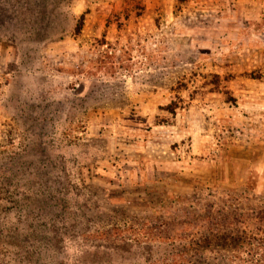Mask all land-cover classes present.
Segmentation results:
<instances>
[{
    "label": "rangeland",
    "instance_id": "obj_1",
    "mask_svg": "<svg viewBox=\"0 0 264 264\" xmlns=\"http://www.w3.org/2000/svg\"><path fill=\"white\" fill-rule=\"evenodd\" d=\"M210 204L264 205V0H0V264H156L113 238Z\"/></svg>",
    "mask_w": 264,
    "mask_h": 264
},
{
    "label": "trees",
    "instance_id": "obj_2",
    "mask_svg": "<svg viewBox=\"0 0 264 264\" xmlns=\"http://www.w3.org/2000/svg\"><path fill=\"white\" fill-rule=\"evenodd\" d=\"M207 208L204 213L195 209L186 214L187 219L181 221L180 227L170 234L163 230L166 223L160 222V230L155 234L150 230V233L143 231L138 234L127 227L130 234L137 237L117 235L113 239L129 248L146 250L154 247L156 251H162V258L159 257L156 264H196L198 261L204 264H264V205L227 211L223 208L214 209L211 204ZM190 216H199L206 223L205 227H196L189 220ZM199 228L204 230L203 234ZM211 234L221 236L218 238L221 251L209 255L210 263L205 261L207 256L201 254V251L211 244Z\"/></svg>",
    "mask_w": 264,
    "mask_h": 264
},
{
    "label": "crops",
    "instance_id": "obj_3",
    "mask_svg": "<svg viewBox=\"0 0 264 264\" xmlns=\"http://www.w3.org/2000/svg\"><path fill=\"white\" fill-rule=\"evenodd\" d=\"M237 90H242V89H238V88H237V89H235V91H237ZM249 91H250V90H249ZM251 91H253V90H251ZM255 92H256V91H255Z\"/></svg>",
    "mask_w": 264,
    "mask_h": 264
}]
</instances>
